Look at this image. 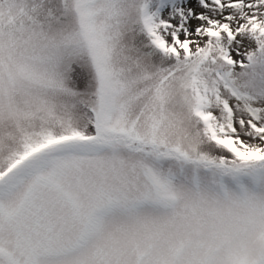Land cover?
Wrapping results in <instances>:
<instances>
[{
	"label": "snow or ice",
	"instance_id": "1",
	"mask_svg": "<svg viewBox=\"0 0 264 264\" xmlns=\"http://www.w3.org/2000/svg\"><path fill=\"white\" fill-rule=\"evenodd\" d=\"M0 264H264V0H0Z\"/></svg>",
	"mask_w": 264,
	"mask_h": 264
}]
</instances>
